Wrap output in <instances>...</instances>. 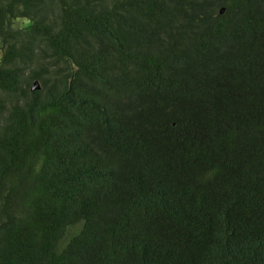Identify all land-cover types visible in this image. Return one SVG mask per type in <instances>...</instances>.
<instances>
[{"label": "trees", "instance_id": "1", "mask_svg": "<svg viewBox=\"0 0 264 264\" xmlns=\"http://www.w3.org/2000/svg\"><path fill=\"white\" fill-rule=\"evenodd\" d=\"M0 264H264V0H0Z\"/></svg>", "mask_w": 264, "mask_h": 264}, {"label": "water", "instance_id": "2", "mask_svg": "<svg viewBox=\"0 0 264 264\" xmlns=\"http://www.w3.org/2000/svg\"><path fill=\"white\" fill-rule=\"evenodd\" d=\"M221 11H222V9H221ZM38 89H40V83H39V81L37 79H35L33 81L32 85L30 86V90L31 91H35V90H38Z\"/></svg>", "mask_w": 264, "mask_h": 264}]
</instances>
